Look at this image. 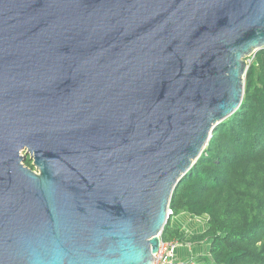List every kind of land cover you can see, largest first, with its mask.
I'll use <instances>...</instances> for the list:
<instances>
[{"label": "water", "instance_id": "1", "mask_svg": "<svg viewBox=\"0 0 264 264\" xmlns=\"http://www.w3.org/2000/svg\"><path fill=\"white\" fill-rule=\"evenodd\" d=\"M261 49L264 0H0V264H154Z\"/></svg>", "mask_w": 264, "mask_h": 264}, {"label": "trees", "instance_id": "2", "mask_svg": "<svg viewBox=\"0 0 264 264\" xmlns=\"http://www.w3.org/2000/svg\"><path fill=\"white\" fill-rule=\"evenodd\" d=\"M25 164L35 169L29 158ZM170 209L209 217L207 229L190 240L208 243L211 258L168 264H264V49L249 65L241 106L216 127ZM186 238L167 223L164 242Z\"/></svg>", "mask_w": 264, "mask_h": 264}, {"label": "rangeland", "instance_id": "3", "mask_svg": "<svg viewBox=\"0 0 264 264\" xmlns=\"http://www.w3.org/2000/svg\"><path fill=\"white\" fill-rule=\"evenodd\" d=\"M25 154L26 152L23 153V155ZM208 219L209 217L207 215L192 216L189 213H180L176 215L174 212L171 213L168 222H170L173 227L180 228V231L187 237L184 242L181 240H176L174 242L176 251L173 259L175 261H182L181 258L185 260L192 259L194 261H203L205 258H211L208 243H195L190 240L194 234L201 233L207 229Z\"/></svg>", "mask_w": 264, "mask_h": 264}, {"label": "built area", "instance_id": "4", "mask_svg": "<svg viewBox=\"0 0 264 264\" xmlns=\"http://www.w3.org/2000/svg\"><path fill=\"white\" fill-rule=\"evenodd\" d=\"M254 60V53L247 57V62L250 65ZM172 213L170 209V214ZM176 251V245L174 242H164L160 248V251L155 255L154 264H168L174 261L173 257Z\"/></svg>", "mask_w": 264, "mask_h": 264}, {"label": "crops", "instance_id": "5", "mask_svg": "<svg viewBox=\"0 0 264 264\" xmlns=\"http://www.w3.org/2000/svg\"><path fill=\"white\" fill-rule=\"evenodd\" d=\"M182 259V258H181Z\"/></svg>", "mask_w": 264, "mask_h": 264}]
</instances>
